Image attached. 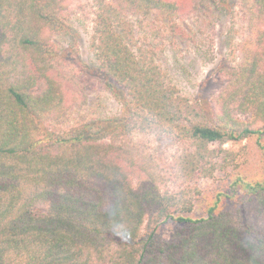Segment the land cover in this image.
Instances as JSON below:
<instances>
[{"label": "trees", "instance_id": "trees-1", "mask_svg": "<svg viewBox=\"0 0 264 264\" xmlns=\"http://www.w3.org/2000/svg\"><path fill=\"white\" fill-rule=\"evenodd\" d=\"M227 1L86 0L95 76L119 114L59 127L86 105L89 74L77 49L58 46L68 0H0V264H264V0H236L238 62L227 54L216 68L222 88L207 105L159 62L187 38L184 19L210 20ZM132 134L175 153L128 147ZM250 139L262 180L243 177L244 148H223ZM220 173L234 216L219 194L191 217L198 181Z\"/></svg>", "mask_w": 264, "mask_h": 264}, {"label": "rangeland", "instance_id": "rangeland-1", "mask_svg": "<svg viewBox=\"0 0 264 264\" xmlns=\"http://www.w3.org/2000/svg\"><path fill=\"white\" fill-rule=\"evenodd\" d=\"M235 2L236 0H228L225 11L211 12V21L203 16L200 10L184 19L182 26L187 31V38L184 37L182 41H179L175 49L169 48L159 61L168 71L178 91L192 101L200 100L203 105H207L218 95L222 86L215 78V71L225 60L227 54L228 59L235 65L238 62L237 50L243 41L244 33L240 9ZM68 4L69 17L73 19L70 35L60 41L57 39L55 41L64 50L77 49L81 62L89 65L86 66L89 74L86 73L83 76L87 90L86 105L78 104L68 119L61 122L59 127L73 125L84 119H100L119 114L117 103L109 95L108 97L104 92L102 93L100 81L95 76L94 61L86 38L91 25L88 11L84 8L86 0H68ZM127 17L132 26H137L135 17L132 15ZM206 19L207 22L203 24L202 22ZM123 142L128 147H137L141 151L149 152L154 156H162L167 160L175 153V150L165 142L151 135L132 134ZM260 142L263 143L264 140L261 139ZM223 148L234 151L244 148L246 164L242 170L243 177L249 181L263 179L260 150L254 139L238 145L226 144ZM230 179L220 173L213 179L199 180L197 185L201 192L190 216L193 218L205 216L208 207L214 203L219 194L222 195L218 206L219 211H227L234 216L236 198L233 200L226 198V195H231ZM172 227V224L162 226L161 235L168 238Z\"/></svg>", "mask_w": 264, "mask_h": 264}]
</instances>
